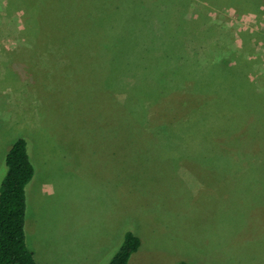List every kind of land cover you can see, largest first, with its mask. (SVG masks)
<instances>
[{
	"label": "rangeland",
	"instance_id": "obj_1",
	"mask_svg": "<svg viewBox=\"0 0 264 264\" xmlns=\"http://www.w3.org/2000/svg\"><path fill=\"white\" fill-rule=\"evenodd\" d=\"M84 1L0 0V185L25 139L36 262L108 264L130 231L128 264H264V0H87L50 41Z\"/></svg>",
	"mask_w": 264,
	"mask_h": 264
},
{
	"label": "trees",
	"instance_id": "obj_2",
	"mask_svg": "<svg viewBox=\"0 0 264 264\" xmlns=\"http://www.w3.org/2000/svg\"><path fill=\"white\" fill-rule=\"evenodd\" d=\"M84 2L85 4L81 6L78 12H75L71 16H65L66 19L63 17L66 26L62 32L56 27L53 28L49 26V28H47L48 24L43 25L45 28L43 32L46 37L52 36V39H49L50 41L55 40V42L59 44L58 46H60L61 40L65 42H74L76 39L82 40L87 36L90 32V27H88V30H83L82 27H87V23L97 18V16L93 9L94 6L90 4L91 2L87 0ZM104 15L105 14L100 15V17H102L100 20H103ZM46 16L50 17V15ZM112 21L114 23L112 26L121 24L122 27L125 28V20L119 18L118 21L115 19ZM30 28L31 27L26 26L27 30H30ZM95 30H101L104 33L102 43H111L113 41L107 35L104 22L96 27ZM220 123L221 122L218 121V125L214 127V134L217 136L218 134L223 135L224 127L219 126ZM210 127H213V125ZM243 127V137L246 139L249 136V127L248 125H244ZM5 165L6 174L0 185V264H39L36 262L26 242V187L33 179L35 169L30 160L25 139L19 138L13 142L6 153ZM139 247L140 239L130 231L125 232L116 253L108 264H128L131 256L138 251Z\"/></svg>",
	"mask_w": 264,
	"mask_h": 264
},
{
	"label": "crops",
	"instance_id": "obj_3",
	"mask_svg": "<svg viewBox=\"0 0 264 264\" xmlns=\"http://www.w3.org/2000/svg\"><path fill=\"white\" fill-rule=\"evenodd\" d=\"M248 1H252V0H248ZM248 7H249V8H248V11H247V12H249V11L251 12L252 9L250 8V3H249V5H248ZM238 13H240V12H238ZM249 14H251V13H249ZM106 46H107V43H106Z\"/></svg>",
	"mask_w": 264,
	"mask_h": 264
}]
</instances>
